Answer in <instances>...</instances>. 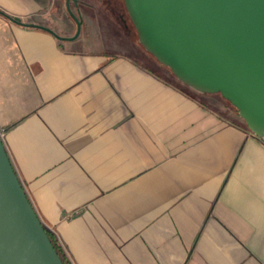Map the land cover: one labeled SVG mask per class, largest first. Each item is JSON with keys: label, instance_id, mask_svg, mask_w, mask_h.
<instances>
[{"label": "crops", "instance_id": "1", "mask_svg": "<svg viewBox=\"0 0 264 264\" xmlns=\"http://www.w3.org/2000/svg\"><path fill=\"white\" fill-rule=\"evenodd\" d=\"M65 4L0 0V130L70 264H264V142L109 50L103 14L71 41L11 19L67 36Z\"/></svg>", "mask_w": 264, "mask_h": 264}, {"label": "water", "instance_id": "2", "mask_svg": "<svg viewBox=\"0 0 264 264\" xmlns=\"http://www.w3.org/2000/svg\"><path fill=\"white\" fill-rule=\"evenodd\" d=\"M75 1V0H73ZM67 12L81 29V14ZM139 41L200 93H219L264 140V0H125ZM168 55V59L165 54ZM0 264H63L0 136Z\"/></svg>", "mask_w": 264, "mask_h": 264}, {"label": "flooded vegetation", "instance_id": "3", "mask_svg": "<svg viewBox=\"0 0 264 264\" xmlns=\"http://www.w3.org/2000/svg\"><path fill=\"white\" fill-rule=\"evenodd\" d=\"M82 4L83 7L84 5H86V7L83 8L81 6ZM71 5H73V8L71 7ZM69 6L70 9L75 13L79 12L81 14V17L83 13H92L93 15L97 14L98 17L100 14H103L105 16V19H103V21H99L98 23L94 21L92 23L94 27L99 28L101 31L106 32L107 34H109L108 32H111L113 34L112 36L114 37V40H109L107 37L105 40L106 43L110 42L114 45L119 44L121 46L127 47H129L131 44L137 43L143 46L139 41L137 27L132 15L127 8L125 0H70ZM114 11H116L117 17L120 18L122 26L116 27L115 23L113 22L112 14H114ZM113 27H115V29ZM75 31L68 34L67 36H72Z\"/></svg>", "mask_w": 264, "mask_h": 264}, {"label": "rangeland", "instance_id": "4", "mask_svg": "<svg viewBox=\"0 0 264 264\" xmlns=\"http://www.w3.org/2000/svg\"><path fill=\"white\" fill-rule=\"evenodd\" d=\"M81 6L83 7V4ZM64 9L67 11L66 4H65ZM62 13L63 14L66 13L67 14L68 12L63 11ZM115 16L117 17L116 11H114V14H112V19H113V22L115 23L116 27L122 26V23L120 21V18H118V17L116 18ZM83 28L84 27L81 26V29H80L81 32L79 34V37H82L83 36V33H84L83 32ZM75 30H76V24L73 27H71V29L69 30V34L70 33H73ZM84 46L86 47V44H84ZM88 48H91V49H100V47L98 46V44H89V47ZM109 50H111L112 52H115V53H125L127 55L137 57L143 63H145L147 65L154 66L157 70H159L162 73L163 76L167 77L171 81L176 82L186 92H193V91L194 92H198L193 86H191L187 82V80L185 78L184 79H181L183 77L179 73H177L175 69L171 68L170 66L166 65L163 62L161 63L159 61L157 55H155V53L151 52L148 49L146 50L145 47L141 46L140 44H137V43L131 44L129 47H127V46L125 47V46H121L120 45V46L111 47ZM165 57L168 59V55L167 54H165Z\"/></svg>", "mask_w": 264, "mask_h": 264}, {"label": "trees", "instance_id": "5", "mask_svg": "<svg viewBox=\"0 0 264 264\" xmlns=\"http://www.w3.org/2000/svg\"><path fill=\"white\" fill-rule=\"evenodd\" d=\"M177 86L183 89L180 85L177 84ZM186 93L195 98L197 102L200 103L203 107L210 109L217 116L248 129L243 119L239 116L237 109L232 106L229 101L224 99L219 93H200L194 91ZM259 139L264 142L262 138ZM43 226L63 264H70V261L67 259L54 234L44 224Z\"/></svg>", "mask_w": 264, "mask_h": 264}, {"label": "built area", "instance_id": "6", "mask_svg": "<svg viewBox=\"0 0 264 264\" xmlns=\"http://www.w3.org/2000/svg\"><path fill=\"white\" fill-rule=\"evenodd\" d=\"M2 135H3V131H2V130H0V136L2 137Z\"/></svg>", "mask_w": 264, "mask_h": 264}]
</instances>
